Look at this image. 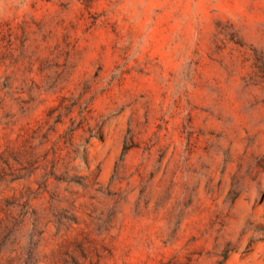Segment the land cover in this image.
Segmentation results:
<instances>
[{"label": "rangeland", "instance_id": "374dc122", "mask_svg": "<svg viewBox=\"0 0 264 264\" xmlns=\"http://www.w3.org/2000/svg\"><path fill=\"white\" fill-rule=\"evenodd\" d=\"M0 264H264V0H0Z\"/></svg>", "mask_w": 264, "mask_h": 264}]
</instances>
